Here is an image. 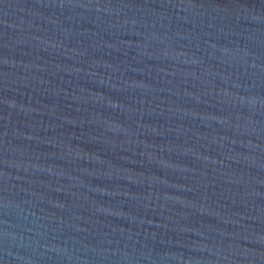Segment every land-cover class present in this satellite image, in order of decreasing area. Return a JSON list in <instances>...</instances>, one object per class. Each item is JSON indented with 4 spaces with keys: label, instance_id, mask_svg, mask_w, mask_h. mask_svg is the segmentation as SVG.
I'll return each mask as SVG.
<instances>
[{
    "label": "water",
    "instance_id": "1",
    "mask_svg": "<svg viewBox=\"0 0 264 264\" xmlns=\"http://www.w3.org/2000/svg\"><path fill=\"white\" fill-rule=\"evenodd\" d=\"M0 264H264V0H0Z\"/></svg>",
    "mask_w": 264,
    "mask_h": 264
}]
</instances>
